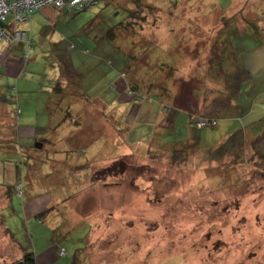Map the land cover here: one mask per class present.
<instances>
[{
  "label": "rangeland",
  "instance_id": "1",
  "mask_svg": "<svg viewBox=\"0 0 264 264\" xmlns=\"http://www.w3.org/2000/svg\"><path fill=\"white\" fill-rule=\"evenodd\" d=\"M71 12L46 34L35 10L22 24L33 48L12 44L21 72L0 70V115L37 129L21 139L36 159L0 147V264L23 256L5 227L37 254L54 250L47 264H264V118L243 127L229 105L232 82L246 79L241 50L264 37V0H113ZM62 27L67 76L53 44ZM179 111L218 124L199 123L195 146H176L188 133ZM36 194L51 200L30 217Z\"/></svg>",
  "mask_w": 264,
  "mask_h": 264
},
{
  "label": "crops",
  "instance_id": "2",
  "mask_svg": "<svg viewBox=\"0 0 264 264\" xmlns=\"http://www.w3.org/2000/svg\"><path fill=\"white\" fill-rule=\"evenodd\" d=\"M108 0H100V4L102 3H106ZM36 12L42 13L46 19H47V24L45 25V31H47L46 34H52V32H54V30L56 29V27H58V25L60 24H67L68 23V18L70 17H74V14H72L73 12L69 11L68 9H64V10H57L56 8H54L53 6H43L41 7L39 10H36ZM65 22V23H64ZM28 23V22H26ZM23 23V24H26ZM93 23V21H92ZM91 23V24H92ZM91 26V25H90ZM26 29V28H25ZM61 35L60 36H54V46L57 42L60 41H64L65 39H67V37L65 36L64 32V28H61ZM3 39L2 42H0V70L3 68L5 70V72H7L8 74L11 75H19V73L21 72L22 69V63L20 59H15L17 56L14 53L13 50V46L9 45V41H7L4 38H1L0 41ZM28 45V43H26ZM25 44H19V46L27 49V45ZM57 45V44H56ZM56 48V46H55ZM56 53L55 56L57 57V53L59 50H57L56 48ZM69 58V57H68ZM249 58L251 59L250 61H246L244 59L243 61V67L245 69L246 74L248 75V77H250L249 81L244 82V92H241L239 97L237 99L234 100L235 103V107H234V112L232 111V113H234L233 115H238V121H241V118H243L245 121H248L246 123H251V122H257L260 121L261 119L264 118V111L263 113H261L260 115H256L254 117H247V114L249 113H253L256 112L258 110H260L261 108H264V44L260 45L258 47H255L253 50L250 51V56ZM247 79V77H246ZM246 84H248L246 86ZM1 85V83H0ZM255 90V93H252V91ZM75 99L77 100V96H75ZM116 99V98H115ZM109 100L110 101V105H116L117 101L116 100ZM7 100L0 95V109L1 111H4L5 109V102ZM70 104V102L68 103V105ZM232 104V102H231ZM71 105V104H70ZM67 111L68 113L71 111V107H67ZM152 113L155 111L154 108L151 109ZM180 113H183L184 116L187 118L188 113L184 112V111H179L177 114L178 116L180 115ZM3 114V115H2ZM72 121L74 120L75 123H77L78 121V116L74 115V113H70L68 114ZM159 115V114H158ZM165 113H160L159 116H164ZM232 115V117H233ZM148 116V115H147ZM157 120V117H156ZM185 120V119H184ZM243 123V122H242ZM178 124V120L176 125ZM9 125V128H8ZM17 124V126L15 125V123L13 122L11 116L6 115V113H1L0 115V147L4 150L6 149H13L14 151L17 150L18 145L20 146V148L23 147L22 143H21V139L23 136H35V134H37V129L35 131L31 130L26 126H22ZM245 125V124H244ZM249 125V124H246ZM245 125V126H246ZM186 128H188L189 133L188 135H183L185 136L184 138H182L181 140H179L175 145L177 146V144L180 143L181 144H185L187 142L190 143L191 146H194L193 143L194 140L196 139L195 136L197 134L192 133V129L195 128H191L190 124H188V122L185 123ZM16 127H18V131H16ZM26 127V128H25ZM34 132V133H33ZM15 138V139H13ZM192 138H194V140H192ZM18 139V143L17 140ZM185 139H189L186 142ZM199 140V138H197ZM182 142V143H181ZM44 143H42L43 145ZM174 146V145H173ZM172 146V147H173ZM36 147H38L36 145ZM25 150H28V154L30 155V157H32V159H36L37 156H33V149L31 146L26 147ZM7 168L9 170H12L13 168V164L12 162L9 163V166H7ZM13 174L15 177V180L17 181L18 184V179H17V174H18V168H17V164H15L14 168H13ZM17 169V171H16ZM37 196H33L31 195V197L28 199L31 201L32 203V207L29 206L28 203H25V205L27 206V216L29 215L30 217L33 215H36L42 211H44L45 209H47L50 200L48 199L47 202V198H45L42 194H36ZM35 199V200H34ZM27 202V201H26ZM7 228V227H5ZM32 242L33 241V237H32ZM23 243V241H22ZM57 253V252H56ZM54 255V250H52V252H50L49 250L43 249L40 250V253H36V258H37V264H47L45 261L47 259V257H51ZM45 262V263H44Z\"/></svg>",
  "mask_w": 264,
  "mask_h": 264
},
{
  "label": "trees",
  "instance_id": "3",
  "mask_svg": "<svg viewBox=\"0 0 264 264\" xmlns=\"http://www.w3.org/2000/svg\"><path fill=\"white\" fill-rule=\"evenodd\" d=\"M65 1H67V0H65ZM113 0H108L106 3H108V2H112ZM131 1V0H130ZM132 1H134V0H132ZM177 3H179V1H177ZM100 4V0H96V4H94V5H99ZM93 5V6H94ZM45 6H47V5H45ZM49 6H53L54 8H56V9H58V10H64L65 8L66 9H68L69 11H74L75 9H76V7H70V6H67V5H64L63 7H61V8H59L58 6H56V5H53V4H49ZM93 6H91V8L93 7ZM43 7V6H42ZM217 7V6H216ZM215 7V8H216ZM41 8V7H40ZM40 8H38V9H34L32 12H31V17L29 18V20L28 21H26V22H29L30 20H31V18H32V16H33V14H34V11L35 10H39ZM78 9V8H77ZM87 9H90V7H86V8H84V9H82V10H79L78 9V11L79 12H81V11H85V10H87ZM128 10V12H129V16H130V13L132 12V9H127ZM9 16V15H8ZM8 18V17H7ZM7 20V19H6ZM26 22H24V23H26ZM22 24L23 23H21V24H15L13 21H12V19L10 20V23L9 24H5V22H4V27H5V29L8 31V32H10L11 34L13 33V30H14V28H22V29H25V28H23L22 27ZM11 25V26H10ZM26 31H27V33H28V39L26 40V41H24V42H21V41H9V44L12 46V44H26V43H28V52L33 48V44H34V41H33V39L31 38V36H30V34H29V32H28V30L27 29H25ZM252 31V30H251ZM256 34V36H255V38H253V40L255 41V44H253V46L254 47H252V48H250V49H248L249 47L247 46V48H245V49H242L241 50V53H240V57H239V61L241 62V66H242V68L244 69V67H243V61H244V59L246 60V61H250L251 59L249 58V56H250V51L251 50H253L255 47H258V46H260V45H263L264 44V37H258V35H257V33H255ZM234 35H236V34H234V33H230V37H233ZM115 37V33H114V30H113V28L112 29H109V30H107V32H106V38L107 39H113ZM8 41V40H7ZM29 41H30V44H29ZM67 41H68V39H67ZM67 41H66V39L64 40V41H60V42H57L56 44H55V46H56V48H57V50H59L58 51V53H57V58H59V61H60V64H61V72H62V74H63V76H67L68 75V70H69V66H68V64L66 63V61H65V59H64V57L65 56H67L68 57V55H67V50L64 48L65 46H66V43H67ZM73 45V47H75L76 45H75V43H73V42H71V40H70V42H69V45L68 46H72ZM63 47V48H62ZM56 48H55V50H56ZM120 63H122V62H120ZM112 64H113V61H112ZM225 65H226V62H225ZM116 68V67H115ZM241 70V69H240ZM244 72H245V69H244ZM238 73H240L239 72V69L237 70V72H235V78H236V76L238 77ZM240 75H241V73H240ZM73 77V76H72ZM246 77H247V79H242V80H244L243 82H241V84L239 83V84H235V81H233L232 82V90H234L233 91V93H232V95H231V99H230V106H232V105H234L233 106V108L235 107V103H234V100L235 99H237L238 97H239V95H240V93L241 92H244V90H242V89H244V82H247V81H249V79H250V77H248V75L246 74ZM74 78V77H73ZM72 79V78H71ZM75 81H77L78 82V86H80V82L78 81V79H75ZM69 84H70V82H67V86H69ZM248 84H246V86H247ZM67 86H65V87H67ZM70 86H71V84H70ZM78 86L76 87V93L79 91L78 90ZM65 87H61V85L59 84V85H57L56 84V86H54V90L57 92V93H62L63 92V90L65 89ZM73 89H75L74 87H72ZM235 88H236V90H235ZM238 89V90H237ZM78 93H81V92H78ZM84 94H86V93H84ZM221 94V93H220ZM221 98H223V97H226V96H223V94L222 95H219ZM60 97H62L61 95H60ZM83 98L85 97V96H82ZM142 99H144L145 98V96H140ZM231 102H232V104H231ZM159 105V108L161 109V105L160 104H158ZM163 106V105H162ZM162 109H166V110H171V108L170 107H168V106H166V108H163L162 107ZM67 113H68V111H67ZM154 113V112H153ZM234 114V113H233ZM231 120H234V121H238V117L237 118H230ZM134 120V118L133 119H129V121H127L126 123L128 124V122H130V121H133ZM185 120H187V118L185 117ZM218 120L216 119V118H214L213 119V117H208V116H206V115H204V116H201V115H197L196 116V114H195V116L194 117H191V115L190 114H188V120H187V122H188V124H190V126H191V128L193 127V128H195L197 131L199 130V129H201V127H199L198 128V125H199V123H201V122H203V127H206V126H210V127H215L214 125H213V123L214 124H218V122H217ZM217 122V123H216ZM238 122H240L241 124H242V126L244 127V124L241 122V121H238ZM246 125V124H245ZM241 126V127H242ZM202 127V128H203ZM235 127V126H234ZM234 127L232 128V131L233 132H231V133H237L238 134V132H235V130H236V128L234 129ZM131 128V127H130ZM129 128V129H130ZM188 129V128H187ZM240 130V129H239ZM264 133V131L262 132V133H260V134H258V135H255V138H257L258 136H261V138L260 139H262L263 138V136H262V134ZM187 134H190L189 133V130H188V133ZM186 134V135H187ZM232 136H234V135H232V134H230V136L229 137H232ZM197 137H198V135H197ZM228 137V138H229ZM227 138V139H228ZM13 139H15V138H13ZM38 143H42V140L41 141H38ZM198 143H199V141H198ZM167 144H169V143H167ZM170 145V144H169ZM198 145V144H197ZM171 146H173L172 144H171ZM195 146V145H194ZM220 147H221V145H220ZM26 148V147H25ZM25 148H23L22 147V151H23V149H24V151H25V153L27 154V155H29L28 154V150H25ZM216 149H218V148H216ZM24 151H23V153H24ZM29 157H30V155H29ZM114 162H117V164H119V163H121L122 161H119V160H117V161H114ZM113 164V163H112ZM20 182H22V181H20ZM19 183V182H18ZM20 184V183H19ZM22 196V195H21ZM45 211V210H44ZM44 211H42V212H40L39 213V216H40V214H43L44 213ZM41 217V216H40ZM4 231L6 232V234H8L9 236H11V237H13L14 239H15V242H17V244L22 248V250H23V256H22V258L21 259H19L18 261H16L14 264H37V258H36V253L34 252V251H32V250H29V249H27V248H25L22 244V241L19 239V238H17L16 237V234H15V232H13L12 231V229L11 228H9V227H7V228H5L4 229ZM60 250V249H59ZM59 250H58V252H59ZM60 253H61V250H60V252H59V255H60Z\"/></svg>",
  "mask_w": 264,
  "mask_h": 264
},
{
  "label": "built area",
  "instance_id": "4",
  "mask_svg": "<svg viewBox=\"0 0 264 264\" xmlns=\"http://www.w3.org/2000/svg\"><path fill=\"white\" fill-rule=\"evenodd\" d=\"M49 4L56 5L59 8L67 5L82 10L86 7L91 8V6L96 4V0H0V21L4 23L8 15L11 13L13 15L12 21L15 24L24 23L29 20L31 12L34 9ZM1 38L8 41L24 42L28 39V33L25 29L14 28L13 33L11 34L5 29V27H3L0 32V39Z\"/></svg>",
  "mask_w": 264,
  "mask_h": 264
},
{
  "label": "water",
  "instance_id": "5",
  "mask_svg": "<svg viewBox=\"0 0 264 264\" xmlns=\"http://www.w3.org/2000/svg\"><path fill=\"white\" fill-rule=\"evenodd\" d=\"M0 25H1L2 28L4 27V23L1 22V21H0ZM37 146H38V147H41V146H42V143H37Z\"/></svg>",
  "mask_w": 264,
  "mask_h": 264
}]
</instances>
